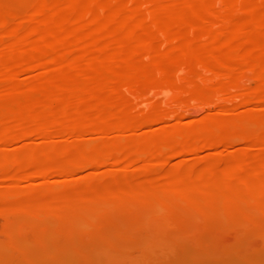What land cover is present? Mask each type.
<instances>
[{
    "label": "bare ground",
    "instance_id": "6f19581e",
    "mask_svg": "<svg viewBox=\"0 0 264 264\" xmlns=\"http://www.w3.org/2000/svg\"><path fill=\"white\" fill-rule=\"evenodd\" d=\"M0 217V264L264 238V0H0Z\"/></svg>",
    "mask_w": 264,
    "mask_h": 264
},
{
    "label": "rangeland",
    "instance_id": "374dc122",
    "mask_svg": "<svg viewBox=\"0 0 264 264\" xmlns=\"http://www.w3.org/2000/svg\"><path fill=\"white\" fill-rule=\"evenodd\" d=\"M0 219H1V221H0V225L3 223V219H2V217H0ZM216 237V238H215ZM256 236H253V237H250V239H252V241L251 240H248L247 238H244V239H242L241 241H243L242 242V244L243 245H245L244 246V249H243V251H244V253L243 252H240V251H242L241 249L243 248V245L241 244V242H240V240H238L237 242H235L234 243V246H232L231 247V249H226V251H225V253L227 254V253H229L228 251H230V252H232L233 251V249L234 250H236L235 252H236V254H235V252L233 253H230V254H232V256H230V254H228L229 255V259H228V255H227V257H226V255H225V253H224V250L225 249H223V247L222 248H220V249H223L222 251H221V253L223 254V255H225L224 257H223V255L222 256H217L216 255V253H220V251L218 252L216 249H218L219 247V245L220 244H222V241H221V239L219 240V238H217V236H210L209 238H206V239H203L202 240V242H201V244H199V246H196V247H194V246H189V244L187 245L186 243L187 242H185V243H183V242H178L176 239H172L171 241H174V242H172V243H175L174 245H172L173 247H171L170 248V245L169 246H167V248L169 249L170 248V250H168L167 248H164L163 250H165L166 252H167V255H169V256H165L164 255V253H166V252H164L163 250L161 251V252H159L160 254L162 253L163 255H160L159 253L151 260V262H149L148 261V263L149 264H174V263H180L181 261H183V256L181 255L182 253H184L183 255H184V260L186 261V259H188L187 260V262L188 261H190V258L192 259L191 261H193V258L195 257V253H196V255H197V257H199L200 256V259L199 258H194V261H195V259L197 260V259H199V260H197L196 261V263L195 264H209V263H211L212 262V264H222L223 262V264H228L229 262H230V260H231V262H230V264H249L250 262V264H252L254 261H256V262H254L255 264L257 263V264H259V262H260V264H264V241H263V239L264 238H262V237H259V240L257 239L258 238V236L255 238ZM253 238L255 239V240H253ZM112 239H113V241H112ZM116 239V240H115ZM210 240V241H209ZM214 240H216V241H214ZM69 241V242H68ZM67 242H66V248L64 249V247H65V244H63L64 245V247H62L63 245H61V246H57V247H59V248H57L56 246H55V248H57V249H59V250H61L62 248L65 250L64 251V254L65 255H63L62 257H63V260H61V261H57L56 263L57 264H59V262H62L63 261V264L65 263V262H67L68 260H66L65 258L67 257L68 259H69V261L67 262V264L68 263H70V262H75L72 258H71V256L70 255H72V254H69L67 251H71V250H68V248H70L71 247V249H72V247L74 246V248H75V243H76V240H74V242L72 241V239H69ZM109 241H111V242H118L119 241V239H118V237H110V239H109ZM207 241V242H206ZM176 242H178V245L176 244ZM216 242H218V243H216ZM219 242H221V243H219ZM256 242V243H255ZM262 242V243H261ZM69 243H74V245H70ZM188 243H190V242H188ZM206 243H208V244H206ZM237 243H240V244H237ZM245 243H247V245L245 244ZM252 243H254V244H252ZM260 243V244H259ZM193 243H190V245H192ZM210 244H212L213 246H211ZM252 245V247H250V246H248V245ZM69 245V246H68ZM181 245H183V246H181ZM185 245V246H184ZM198 245V244H197ZM202 245V246H201ZM208 245V246H207ZM239 245H241V246H239ZM260 245V249H259V247L257 248V246H259ZM181 246V247H180ZM222 246V245H221ZM220 246V247H221ZM263 246V247H262ZM62 247V248H61ZM184 247V248H183ZM199 247H201V249H199ZM202 247H203V249H207V250H204V251H202L203 249H202ZM205 247V248H204ZM215 247V248H214ZM216 247H218V248H216ZM248 247V248H247ZM55 248H53L54 250H56ZM214 250H213V249ZM249 248H251V249H249ZM255 248H257V250L255 249ZM172 249H174V251L172 252L171 250ZM238 249H240V251L238 250ZM253 249H254V251H253ZM184 250V251H183ZM200 250V251H199ZM246 250V251H245ZM248 250V251H247ZM72 251H74V249H72ZM171 251V252H170ZM202 251V252H201ZM209 251H211V252H209ZM214 253H213V252ZM216 251V252H215ZM237 251H239L238 253H237ZM61 252H63V251H61ZM60 252V253H61ZM66 252V253H65ZM182 252V253H181ZM186 252H187V254H186ZM203 252H204V254H205V258H208V260H205V258L204 257H202L203 256ZM209 254H208V253ZM251 252H253V253H251ZM254 252H256V253H254ZM70 253H73V252H70ZM98 253V252H97ZM102 251L100 252V254H99V256H98V254H96L97 255V257L99 258V259H101V257H103V256H100V255H102L103 253L104 254H106L105 252H103L102 254ZM172 253H174V256H173V254ZM192 253V254H191ZM201 253V254H200ZM220 253V254H221ZM240 253H242V257H241V254ZM250 253V254H249ZM63 254V253H62ZM61 254V255H62ZM66 254H68V256H66ZM189 254V255H188ZM211 254H213V255H211ZM240 254V256H238ZM96 255L95 254H93V256L91 257L92 258V260H96L97 259V257H96ZM170 255L173 257V258H171L170 257ZM185 255H187L188 256V258H186V256ZM236 255V256H235ZM258 255V256H257ZM65 256V257H64ZM104 256H106V255H104ZM163 256V258H161ZM181 256H182V258H181ZM189 256H191V257H189ZM206 256H208V257H206ZM214 256H215V258H214ZM219 257L218 259H217V257ZM235 256V257H234ZM257 256V257H256ZM94 257H95V259H94ZM202 257V258H201ZM209 257L211 258V259H209ZM231 257V258H230ZM251 257V259H249V258ZM258 259V261L255 259ZM107 258V257H106ZM157 258H158V260L159 261H162V259H163V262H159L158 260H157ZM167 258V259H166ZM171 258V259H170ZM174 258H177V260H179V258H181V260L178 262H176V261H172ZM227 258V259H226ZM233 258V259H232ZM238 258H239V261H238ZM246 258H248V259H246ZM252 258H254V261L252 260ZM70 259H72V261L70 260ZM99 259H97L96 261H95V264H100V262H98V261H100ZM105 259V258H104ZM104 259H101V264L104 262L105 264H106V262H107V264H110V263H108V260L106 259L105 261H104ZM166 259V261H164ZM202 259V260H201ZM226 259V261H222V260H225ZM242 261H241V260ZM88 260H90V259H88ZM92 260H90L91 262H93V264H94V261H92ZM169 260V261H168ZM228 260H229V262H228ZM236 260V262L238 261V263H236V262H233V261H235ZM244 260V261H243ZM252 260V261H251ZM153 261H154V263H153ZM156 261H158V262H156ZM172 263H171V262ZM185 261H183L184 263H185ZM261 261H262V263H261ZM85 262H87V264H91V262L89 263L87 260L86 261H84L83 263L81 262V264H84ZM187 262H186V264H187ZM193 262H190L191 264H193ZM213 262H215V263H213ZM226 262V263H225ZM228 262V263H227ZM240 262V263H239ZM246 262V263H245ZM52 264H56L55 262H51ZM50 263V264H51ZM147 262H145V263H141V262H138V263H136V264H148ZM183 263V264H184ZM21 264H24V263H21ZM60 264H62V263H60ZM66 264V263H65ZM71 264H78L77 262L76 263H71ZM80 264V263H79ZM86 264V263H85Z\"/></svg>",
    "mask_w": 264,
    "mask_h": 264
}]
</instances>
